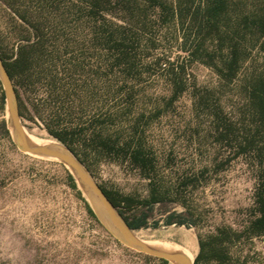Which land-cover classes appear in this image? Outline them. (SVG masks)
<instances>
[{
    "label": "rangeland",
    "instance_id": "rangeland-1",
    "mask_svg": "<svg viewBox=\"0 0 264 264\" xmlns=\"http://www.w3.org/2000/svg\"><path fill=\"white\" fill-rule=\"evenodd\" d=\"M229 3L232 25L264 6ZM93 6L0 0V56L13 72L23 129L66 145L101 187L132 197L131 208L116 209L127 219L147 213L133 229L141 238L185 247L190 237L191 264L199 238L215 239L222 254L197 264H264V234L247 227L263 171L246 98L249 77L264 70L261 36L238 26L242 59L227 80L184 49L180 22L148 0ZM7 115L5 101L0 122ZM245 138L253 142L241 151ZM67 171L19 150L0 126V264H163L122 243L68 185Z\"/></svg>",
    "mask_w": 264,
    "mask_h": 264
},
{
    "label": "trees",
    "instance_id": "trees-1",
    "mask_svg": "<svg viewBox=\"0 0 264 264\" xmlns=\"http://www.w3.org/2000/svg\"><path fill=\"white\" fill-rule=\"evenodd\" d=\"M102 1L104 0H90L91 4L94 5L93 7H96L97 10L101 6ZM120 1L123 2V0ZM126 1L128 3L131 2V0ZM148 1L153 8L156 7L159 9L163 19L172 18L180 22L184 33V49L187 50L191 56L200 59H203L200 55H204L205 58L202 61L214 67L222 78L231 80L236 76L239 70L240 61L242 59V52L238 47V40L236 38L239 25H241L243 29H248L251 34L255 35L257 38L259 34L262 38L260 45L261 48L264 49V6L261 7L259 11L256 10L245 14L236 24L232 25L228 24L227 21L230 9L229 0H176L169 3L164 0ZM128 9L130 10L129 6ZM185 24L186 29L183 27ZM208 44L213 45L212 49L209 50ZM217 53L220 55V65H216L214 62ZM3 63L11 78L13 74L12 70L4 60ZM174 85L173 93L177 94L183 86L179 82H175ZM246 92L247 105L251 109L256 122L255 132L258 133L263 140V147L258 153L260 166L263 171L261 172V177L255 190V210L257 213L250 220L247 227L251 233L261 235L264 234V70L249 77ZM4 105L5 94L0 81V107L4 108ZM19 112L21 115V111ZM0 126L3 135L8 137L11 141L5 119L1 120ZM52 134L61 141L66 142L65 136L61 133L53 132ZM252 142L253 138H245V140L239 144L240 150H246ZM66 178L68 185L81 196V191L73 175L69 171H67ZM102 189L116 208L121 207L129 209L136 202L132 197L118 194L104 187H102ZM155 199L156 198L152 201H155ZM86 210L95 218L93 210L87 203ZM119 212L123 216L122 210H119ZM146 217V212L133 215L130 219L123 216L132 229L145 226L147 223ZM177 222L181 223L182 220L177 219ZM167 223H171L170 218L167 219ZM154 224H156V222H154ZM224 237L225 234L222 233L218 239L223 241L222 239ZM217 244L215 239L204 240L199 238L198 252L194 258V264H197L201 259L220 260L222 253ZM158 258L163 264L168 263L166 259Z\"/></svg>",
    "mask_w": 264,
    "mask_h": 264
},
{
    "label": "water",
    "instance_id": "water-1",
    "mask_svg": "<svg viewBox=\"0 0 264 264\" xmlns=\"http://www.w3.org/2000/svg\"><path fill=\"white\" fill-rule=\"evenodd\" d=\"M0 81L8 110L6 119L11 138L17 148L32 155L63 162L73 175L78 187L88 196L92 207L104 225L125 245L138 251L166 259L173 264H191L179 250H164L151 246L135 235L120 212L111 203L102 187L70 149L59 142H39L29 138L20 121L16 93L0 56Z\"/></svg>",
    "mask_w": 264,
    "mask_h": 264
},
{
    "label": "bare ground",
    "instance_id": "bare-ground-1",
    "mask_svg": "<svg viewBox=\"0 0 264 264\" xmlns=\"http://www.w3.org/2000/svg\"><path fill=\"white\" fill-rule=\"evenodd\" d=\"M27 135L32 140L39 141V142L40 141L41 142H46V140H43V141L42 140H38V139L36 140L35 136H33L30 133H27ZM135 235L137 237H139L140 239H142L143 241H145L147 244L151 245V246L158 247V248H161V249H164V250H169V249L170 250L171 249H173V250H179V251H181L189 259V261H191L190 258L192 256H194L193 241H192V239L190 237H187V239H186L187 245L185 247L184 246L182 247V246H178V245L171 246V245L166 244V243L152 242V241H149V240H146V239L141 238V236L139 234H137V233H135Z\"/></svg>",
    "mask_w": 264,
    "mask_h": 264
}]
</instances>
